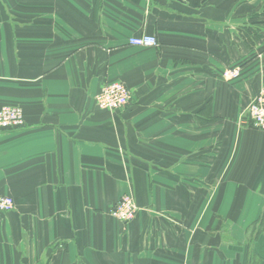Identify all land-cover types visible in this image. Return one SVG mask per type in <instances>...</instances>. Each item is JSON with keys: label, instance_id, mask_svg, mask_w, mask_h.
<instances>
[{"label": "crops", "instance_id": "crops-1", "mask_svg": "<svg viewBox=\"0 0 264 264\" xmlns=\"http://www.w3.org/2000/svg\"><path fill=\"white\" fill-rule=\"evenodd\" d=\"M263 7L0 0V108L26 119L0 130L16 204L0 264H264V131L246 112L264 88ZM141 34L157 46L132 45ZM116 81L128 105L100 108ZM124 194L127 223L110 215Z\"/></svg>", "mask_w": 264, "mask_h": 264}, {"label": "built area", "instance_id": "built-area-1", "mask_svg": "<svg viewBox=\"0 0 264 264\" xmlns=\"http://www.w3.org/2000/svg\"><path fill=\"white\" fill-rule=\"evenodd\" d=\"M130 43L136 46H157L158 40L155 35L141 34L130 39ZM229 78L238 75L237 70H230ZM131 98V89L121 81L106 85L97 95L96 101L100 108L115 111L128 105ZM247 117L251 127L264 131V88L254 97L247 109ZM26 125L24 109L16 105H4L0 108V130H11L23 128ZM15 200L12 196L0 192V211L9 212L15 208ZM139 208L135 199L130 194H124L119 201L113 205L110 215L120 221L127 223L134 219Z\"/></svg>", "mask_w": 264, "mask_h": 264}, {"label": "rangeland", "instance_id": "rangeland-1", "mask_svg": "<svg viewBox=\"0 0 264 264\" xmlns=\"http://www.w3.org/2000/svg\"><path fill=\"white\" fill-rule=\"evenodd\" d=\"M258 9V8H257ZM251 11H253L252 13H253V15L254 16H251V18L252 19H258V20H261V17L260 16H262V19H264V7L261 9V10H251ZM261 24H263V26H264V22L263 23H261ZM252 39H254L255 38V36H250ZM233 71L234 70H237L238 71V75L237 76H235L234 77V79H238L239 77H240V75H241V67H238V66H234L233 68H231ZM248 109V108H247ZM246 112H247V110H246ZM248 118V117H247ZM248 122H249V120H248ZM250 125V124H249Z\"/></svg>", "mask_w": 264, "mask_h": 264}, {"label": "water", "instance_id": "water-1", "mask_svg": "<svg viewBox=\"0 0 264 264\" xmlns=\"http://www.w3.org/2000/svg\"><path fill=\"white\" fill-rule=\"evenodd\" d=\"M49 252H51V249H49Z\"/></svg>", "mask_w": 264, "mask_h": 264}, {"label": "trees", "instance_id": "trees-1", "mask_svg": "<svg viewBox=\"0 0 264 264\" xmlns=\"http://www.w3.org/2000/svg\"><path fill=\"white\" fill-rule=\"evenodd\" d=\"M252 41V40H251Z\"/></svg>", "mask_w": 264, "mask_h": 264}]
</instances>
